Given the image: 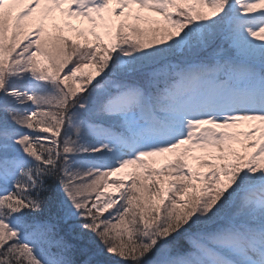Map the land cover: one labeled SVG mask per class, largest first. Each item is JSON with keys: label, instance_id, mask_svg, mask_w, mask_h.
I'll list each match as a JSON object with an SVG mask.
<instances>
[{"label": "snow or ice", "instance_id": "1", "mask_svg": "<svg viewBox=\"0 0 264 264\" xmlns=\"http://www.w3.org/2000/svg\"><path fill=\"white\" fill-rule=\"evenodd\" d=\"M0 264H264V0H0Z\"/></svg>", "mask_w": 264, "mask_h": 264}, {"label": "rangeland", "instance_id": "2", "mask_svg": "<svg viewBox=\"0 0 264 264\" xmlns=\"http://www.w3.org/2000/svg\"><path fill=\"white\" fill-rule=\"evenodd\" d=\"M74 23H78L77 21H74ZM165 162V160L163 158H156V163L155 166H160L161 164H163ZM195 163V162H194Z\"/></svg>", "mask_w": 264, "mask_h": 264}]
</instances>
